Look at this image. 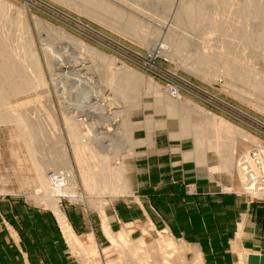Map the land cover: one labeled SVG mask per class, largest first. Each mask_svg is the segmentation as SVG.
<instances>
[{"label":"rangeland","instance_id":"374dc122","mask_svg":"<svg viewBox=\"0 0 264 264\" xmlns=\"http://www.w3.org/2000/svg\"><path fill=\"white\" fill-rule=\"evenodd\" d=\"M97 1L88 5L85 0H0L1 37L9 40V48L13 43L15 49L11 50H17L19 58L25 56L20 58L23 64L30 63L26 73H34L33 78L28 76L31 83L40 74L44 78L39 79L45 81L42 86L36 80L42 87L33 83L36 86L30 94L23 95L30 101L19 96L10 99L15 107L23 101L30 103L29 107L24 102L23 108L18 107L23 116H12L17 120L12 122L11 116L4 114L11 120L6 121L3 113L9 111V106L0 105L2 120L7 122L0 123V264H16L26 258L20 238L27 236V230L42 231L36 224L46 220L44 217L49 218V226L44 229L59 233L68 264H132L133 255L143 260L142 264H154L160 258V243L166 240L173 242L178 251L172 264H181L183 259L186 264H199L198 258L203 264H219L220 253L242 249L236 244L227 250L219 246L218 231L210 229L217 228L218 223L208 221L219 213L216 204L213 207L214 203H209L204 211L201 203L189 206L185 200L198 195L197 182H201L210 187V197L232 194L264 204L246 193L239 167L240 161L254 162L257 153L264 157V40H260L264 34V0H258L261 8L252 9L246 8L252 0ZM191 6L192 22L182 24L180 18ZM198 8L206 13L201 22ZM256 9L263 12L258 10V14ZM37 61V70L41 69L38 74L32 67ZM238 62L243 65L241 71L233 69ZM25 66L17 74H22ZM123 75L128 76V82ZM129 78H135V85L131 82L133 89ZM120 79L126 81L121 80L122 86L131 91H124L119 83L127 93L117 88L124 95L116 102V83ZM199 111L226 121L250 138L233 134L237 139L228 136L234 147L231 150L226 146L225 156L216 149L201 155L195 137L202 126L212 127L213 122ZM22 121L27 130L25 124H20ZM185 121L191 124L190 129ZM21 130L32 136L27 138ZM211 130L208 129L210 138ZM160 133L164 142L157 148L154 141ZM215 138L214 135L211 140ZM77 141L89 147L87 155L78 156ZM233 153L234 161L230 157ZM98 156L100 160L107 157L112 168L125 167L122 176L128 189L125 185L123 192L107 190L108 194H103L101 187L93 188L84 181L83 174L89 171L87 164L99 163ZM226 157L232 159H223ZM192 165L202 171L206 182L196 178ZM176 188L183 189L182 197L175 196ZM172 211L180 215V224L170 217ZM187 211L191 221L186 220ZM200 217L207 220L200 221ZM123 232L130 233L132 243L118 248L111 237ZM72 237L79 240L83 250L96 247V254L85 257L78 253L69 241ZM141 240L147 247L141 248L144 254L137 249ZM55 249L48 244L44 248L52 261L55 253L61 254ZM140 250L145 256L139 254ZM242 256L235 264H247Z\"/></svg>","mask_w":264,"mask_h":264},{"label":"bare ground","instance_id":"6f19581e","mask_svg":"<svg viewBox=\"0 0 264 264\" xmlns=\"http://www.w3.org/2000/svg\"><path fill=\"white\" fill-rule=\"evenodd\" d=\"M83 1V0H82ZM86 2H87V4L88 5H91V4H95L96 3V1H95V3L93 2V0L92 1H89V0H85ZM89 1V2H88ZM99 1V0H98ZM97 1V2H98ZM255 1H257V4H255L254 2ZM243 2H245V0L243 1ZM3 3V2H2ZM98 3H100V2H98ZM97 3V4H98ZM196 3V2H195ZM201 3H202V1H201ZM247 3V2H246ZM100 4H102V3H100ZM195 5V4H194ZM258 0H252V1H249L248 2V4H247V6H246V8L248 7V8H250V9H252V8H261V7H258ZM86 6V5H85ZM94 6V5H93ZM98 6V5H97ZM100 6V5H99ZM196 6H197V4H196ZM196 6H195V8H196ZM198 6H200V5H198ZM242 6H243V4H242ZM84 7V6H83ZM91 7V6H90ZM90 7H89V10H90ZM183 7H184V5H183ZM244 7V6H243ZM242 7V8H243ZM188 8V7H187ZM194 8V9H195ZM247 8V9H248ZM100 10H101V12L102 13H104L105 11H103L102 9H104V8H99ZM199 9V8H198ZM249 9V10H250ZM94 10V9H93ZM92 10V11H93ZM97 10H98V8H97ZM96 10V11H97ZM248 10V11H249ZM255 10V9H254ZM257 10V9H256ZM259 10V9H258ZM257 10V12L256 13H258V14H261L259 11ZM185 11V10H184ZM252 11V10H251ZM251 11H249V12H251ZM248 12V13H249ZM254 12V11H253ZM93 13V12H92ZM102 13H100L101 15H102ZM114 13V12H113ZM197 13V16H198V20L201 22V20L204 18V15L206 14L205 12H204V10H203V8H201V9H199L198 10V12H196ZM97 14V13H96ZM106 14V13H105ZM108 14H109V12H108ZM179 14V13H178ZM194 14V11H193V9H192V6L191 7H189L188 8V11H187V13H186V16H183V18H180V22L183 24H186V23H190V22H192V18H191V15H193ZM95 15V14H94ZM108 16V15H107ZM116 16V15H115ZM206 17V16H205ZM262 17H264V15L262 16ZM122 18V17H121ZM102 19H106L104 16H103V18ZM110 19V18H109ZM264 19V18H263ZM205 20V19H204ZM109 21V20H108ZM203 21V20H202ZM116 22V21H115ZM120 22V21H119ZM195 22V21H194ZM121 23V22H120ZM129 23V22H128ZM133 23V22H132ZM132 23H130V24H132ZM264 23V22H263ZM191 24V23H190ZM193 24V23H192ZM186 26V25H185ZM189 26V25H188ZM238 27V26H237ZM239 29V28H238ZM242 30V29H241ZM264 30V29H263ZM1 32V31H0ZM2 34H3V32H2ZM3 37V36H2ZM1 37V34H0V93H2L4 96L2 97V94L0 95L2 98H0V100H1V102H0V105L2 106V104H4V105H7V106H9V107H7L8 109H9V111L7 110V112H9L8 114H7V112L6 113H3V116H4V114H6V115H8V116H11V120L13 119V120H17V119H15V118H12V116H16V118H18V116H21L22 115V111L20 112V110H19V108L18 107H22L23 106V102L24 101H26L27 99H28V97L27 96H25V97H23V95L25 94H27V93H29L31 90H32V88H34V86H36V85H38V86H36V87H39V86H41L42 85V83L43 82H45V81H41L43 78H41V75L42 74H40L39 76H40V79H39V76H37L36 74V77H38V79L40 80L39 82H41V85L39 84V82H38V84H36L35 83V81L37 80L38 81V79L37 78H35V79H33V81L34 82H32L31 83V81L32 80H30L31 79V77H32V73H31V76H30V73L28 74V73H26V67H28L29 65H30V63H29V65H27V63H25L26 64V66H25V64H23L22 62H21V59H23V56H21L20 58H19V56L21 55H18L19 53L18 52H16V51H14V46H12V44H11V48H14L13 49V51L15 52V53H17V55H15V53H13V51L11 50V48H9L10 47V45H9V43L7 44L6 42L7 41H9V40H4L3 38ZM5 37V36H4ZM245 37V36H244ZM247 37V36H246ZM8 39V38H7ZM248 39V37L246 38V40ZM260 40H264V34L260 37ZM262 42H264V41H262ZM82 44V43H81ZM27 46H29V45H27ZM82 48H84V47H82ZM20 49V48H19ZM24 49V48H23ZM32 49V48H31ZM81 50V49H80ZM19 51V50H18ZM30 52V51H29ZM32 52V51H31ZM47 52V51H46ZM93 52L95 53V50H93ZM25 54H26V52H24ZM27 54H29V53H27ZM33 54V53H32ZM66 54V53H65ZM25 57V56H24ZM33 57V56H32ZM86 57V56H85ZM207 57V56H206ZM209 57V56H208ZM215 57V56H214ZM84 58V57H83ZM25 59V58H24ZM204 60H205V57H204ZM203 60V61H204ZM208 60V59H207ZM35 61V60H34ZM33 62V61H32ZM22 63V64H21ZM35 63L36 62H34V66H32L33 67V69L35 68L36 69V72H37V74L38 73H40V70L38 71L37 70V68L38 67H40V66H38V65H40L39 63H38V61H37V63H36V65L37 66H35ZM85 63H86V61H85ZM203 63V62H202ZM95 64V63H94ZM231 64H233V63H231ZM238 64H239V62H238ZM25 66V69L24 68H22V69H24V70H22L23 71V73L22 74H24L25 73V75H22L21 73H18L17 74V72L19 71L18 69L20 68V67H22V66ZM49 65V64H48ZM228 65V64H227ZM230 65V64H229ZM236 65V64H235ZM52 66V65H51ZM238 66V67H237ZM236 66V68H233L234 70H236V71H241L242 70V64L240 63L239 65H237ZM100 67V66H99ZM31 68V67H30ZM50 68V67H49ZM86 68V67H85ZM98 68V67H97ZM244 68V67H243ZM241 69V70H240ZM245 69V68H244ZM18 70V71H17ZM29 70V68H27V71ZM79 70V69H78ZM32 71H34V70H32ZM50 71V70H49ZM20 72V71H19ZM35 72V71H34ZM35 72V73H36ZM99 72V71H98ZM103 72V71H102ZM118 72V71H117ZM110 73V72H109ZM129 73V72H128ZM134 73V72H133ZM21 74V75H20ZM34 74V73H33ZM240 74V73H239ZM250 74V72L249 73H244V75L245 76H248ZM34 75V76H35ZM111 75H114V74H111ZM128 75V74H127ZM130 75V74H129ZM132 76L133 75H135V74H131ZM28 76H30V79H29V77ZM105 76V75H104ZM132 76H131V78H132ZM97 77V76H96ZM112 77H114V76H112ZM111 77V78H112ZM118 77V76H117ZM126 75L124 76L123 75V79L125 80L126 78H127V82H128V76L126 77ZM134 77V76H133ZM141 77V76H140ZM33 78V77H32ZM99 78V77H98ZM121 78V77H120ZM135 78H136V75H135ZM134 78V79H135ZM142 78V77H141ZM246 79L248 78V77H245ZM104 79V78H103ZM134 79H130L129 78V83L131 84V82L134 80ZM249 79V78H248ZM122 79H120V81H121ZM136 80H137V78H136ZM118 81V84L116 83V85L118 86L119 85V83H121V86L123 85V82L124 83H126V81ZM135 81V80H134ZM133 81V82H134ZM140 81V80H139ZM132 82V83H133ZM138 82V81H137ZM33 83H35L36 85H34ZM128 83V84H129ZM136 83V82H135ZM135 83H133V85H135ZM33 84V85H32ZM111 84H113L114 85V83H111ZM128 84H126V85H128ZM112 85V87H111V85H109L111 88H113L114 89V91H115V85L113 86ZM132 85V84H131ZM131 86L130 88L131 89H133L132 87H134V86ZM42 86H44V85H42ZM41 86V87H42ZM116 86V90L117 91H115V95L116 96H114V98H116L115 100H116V102L119 100V98L120 97H122L124 94L122 93V92H124V91H126V88H127V91L128 90H130L131 91V89L129 88V87H124V86H122V87H124L123 89H125L124 91H122L123 89H121L120 87V85H119V87H117ZM91 87V86H90ZM117 88H120L121 89V91H120V89H117ZM129 88V89H128ZM37 90L36 91H38V88H36ZM40 89V88H39ZM44 90V89H43ZM112 90V89H111ZM120 92H119V91ZM34 92V91H33ZM113 92V91H112ZM117 92V93H116ZM38 93V92H37ZM124 93H127V92H124ZM30 94V93H29ZM33 93H31V95H32ZM39 94V93H38ZM98 94V93H97ZM20 95H22V97L20 96ZM31 95H28V96H31ZM36 95V94H35ZM16 96H19L20 98H22V100L25 98V100L22 102V100H20L22 103L21 104H16V107H15V105L14 104H12L13 102H11L10 101V99L11 98H15ZM44 96H46V95H43V97ZM18 97V98H19ZM26 97H27V99H26ZM33 97V96H32ZM35 97V96H34ZM39 97V96H38ZM131 97V96H130ZM19 98V99H20ZM127 98V97H126ZM16 99V98H15ZM14 99V102L15 101H18V99L17 100H15ZM29 99L31 100V98L29 97ZM28 99V100H29ZM47 99V98H46ZM111 99H112V96H111ZM122 99V98H121ZM4 100V101H3ZM12 100V99H11ZM29 100V101H30ZM35 100V99H34ZM38 100V99H37ZM73 100V99H72ZM97 100V99H96ZM3 101V102H2ZM9 101L11 102V104L14 106V107H12L11 106V104L9 103ZM32 101H33V99H32ZM31 101V102H32ZM36 101V100H35ZM34 101V102H35ZM40 101V100H39ZM46 101H49V100H46ZM46 101H44L43 100V102L45 103ZM37 102V101H36ZM112 103H116L115 101H111ZM120 102V101H119ZM2 103V104H1ZM17 103V102H16ZM18 103H20V102H18ZM25 103V106H26V102H24ZM29 103V102H28ZM49 103V102H48ZM128 103V102H127ZM110 104V103H109ZM3 105V107H5ZM28 105V104H27ZM29 105H30V103H29ZM29 105H28V107H29ZM34 105V104H33ZM36 105V104H35ZM34 105V106H35ZM43 105V104H42ZM42 105H40L41 107H42ZM63 105V104H62ZM100 105H101V103H100ZM11 106V107H10ZM32 106V105H31ZM30 106V107H31ZM33 106V107H34ZM38 106V105H37ZM39 106V107H40ZM104 106V105H103ZM2 107V108H3ZM27 107V108H28ZM40 107V108H41ZM88 107V106H87ZM185 107V106H184ZM6 108V109H7ZM18 108V109H17ZM23 108V107H22ZM4 110H6L5 108H3ZM41 109H43V108H41ZM66 109V108H65ZM180 109V108H179ZM183 109V108H182ZM29 110V109H28ZM33 110H34V108H33ZM36 110V109H35ZM49 110V109H48ZM173 110H175V109H173ZM39 111V110H38ZM177 111V110H176ZM183 111H186V110H184L183 109ZM188 111V110H187ZM2 112L3 111H1L0 110V114H2ZM25 112V111H24ZM23 112V113H24ZM26 112H27V110H26ZM36 112V111H35ZM34 112V113H35ZM69 112V111H68ZM202 115H205L208 119H211V120H208V121H210V122H213V123H211L212 124V127H207L206 126V128L205 127H201L202 129L200 130L201 131V133L200 134H197V136L195 137V141H196V144H197V146H196V149L198 148L199 149V151H202V152H199L200 154L202 153L203 155H206L208 152H209V150L208 149H216L217 151H216V153H225V151H227V148H226V146H229V149H231L232 150V148L231 147H234V144H231V142L232 141H230L229 139L231 138L232 140H233V137L234 136H236L237 135V137L239 138V136L241 135V137L243 136V138L244 137H246V139L247 138H250V137H248L247 135H245L241 130H239V129H237L236 127H233L232 125H230L229 123H227L226 121H224V120H222V119H219V118H217V117H214V116H209L208 117V115H210L208 112H205V111H199ZM30 113V112H29ZM34 113H31V114H34ZM50 113V112H49ZM80 113V112H79ZM117 113H119V112H117ZM36 114V113H35ZM42 114V113H41ZM66 114V113H65ZM94 114V113H93ZM199 114V113H198ZM6 115L4 116L5 117V120L8 118V120H10L9 119V117L7 116V118H6ZM25 115V114H24ZM119 115V114H118ZM1 116V115H0ZM23 116V115H22ZM25 116H27V115H25ZM76 116V115H75ZM201 116V115H200ZM4 117H0L1 119H0V123H1V120H2V118H4ZM35 117V116H34ZM204 117V116H203ZM211 117V118H210ZM117 119V118H116ZM4 120V119H3ZM2 120V123H4L5 121H3ZM10 120V121H11ZM13 120H12V122H13ZM34 120H35V118H34ZM7 121V120H6ZM10 121L8 122V123H10ZM20 121V120H19ZM23 121H25L24 119H23ZM23 121L20 123V124H23ZM115 121V120H114ZM12 122H11V124H12ZM14 122H16V121H14ZM35 122V121H34ZM190 122V121H189ZM5 123H7V122H5ZM16 123H18V122H16ZM29 123V122H28ZM32 123V122H31ZM185 123H186V121H185ZM188 123V122H187ZM186 123V124H187ZM25 124V123H24ZM24 124H23V126H24ZM30 124V123H29ZM184 124V123H183ZM185 124V125H186ZM206 125H207V122L205 123ZM32 125V124H31ZM34 125V124H33ZM38 124H36V126H37ZM80 125V124H79ZM189 125H191L190 123H189ZM188 124L186 125L187 127H188V129H190L191 127L189 126ZM22 126V127H23ZM25 128H26V130H27V128L28 127H26V124H25V126H24ZM23 127V128H24ZM184 127V126H183ZM187 127H185V128H187ZM19 128H21V127H19ZM22 128V130H25V129H23ZM164 128V127H163ZM212 129L211 130V132L213 131V138H214V135H215V141H212L211 140V138L209 137L212 133H210L209 131H208V129ZM40 129V128H39ZM84 129V128H83ZM98 129V128H97ZM128 129V128H127ZM21 130V131H22ZM30 130V129H29ZM35 130V129H34ZM75 131L74 132H76V130L78 131V128H76L75 127V129H74ZM54 131V130H53ZM56 132H57V130H55ZM128 131V130H127ZM130 131V130H129ZM128 131V132H129ZM23 132V131H22ZM28 132V131H27ZM43 132V131H42ZM70 132V131H69ZM73 132V133H74ZM116 132V131H115ZM184 132V131H183ZM23 133H25L26 134V132H23ZM31 133V132H30ZM72 133V134H73ZM181 133H182V131H181ZM185 134H186V132H184ZM209 133H210V135H209ZM40 134V133H39ZM38 134V135H39ZM49 134V133H48ZM55 134H57V133H55ZM69 134V133H68ZM115 134H118V133H115ZM131 134V133H130ZM183 134V133H182ZM233 134H235L234 136H232ZM26 135H28L27 136V138L28 137H31L32 136V134H31V136H29V134L27 133ZM36 135H37V133H36ZM52 135V134H51ZM79 135V134H78ZM112 135V134H111ZM239 135V136H238ZM23 136H25V135H23ZM22 136V137H23ZM42 136H44V134L42 135ZM228 136L230 137L229 139H228ZM80 137V136H79ZM40 138V137H39ZM42 138V137H41ZM40 138V139H41ZM226 139V141L228 140L229 142H225V140H224V143H223V139ZM26 139V138H25ZM31 139H33V137L31 138ZM74 139L76 140L77 139V137H74ZM121 139V138H120ZM132 139V138H131ZM237 139V138H236ZM235 139V137H234V140H236ZM94 140V139H93ZM126 140V139H125ZM251 140V139H250ZM26 141V140H25ZM31 141V140H30ZM29 141V142H30ZM34 141H35V138H34ZM72 141V140H71ZM112 141H113V139H112ZM117 141V140H116ZM133 141V140H132ZM28 142V141H27ZM39 142V141H38ZM44 142V141H43ZM42 142V143H43ZM75 142V141H74ZM73 142V143H74ZM127 142V141H126ZM252 142H253V140H252ZM34 143V142H33ZM102 143V142H101ZM135 143V142H134ZM141 144V143H140ZM112 145V144H111ZM115 145V144H114ZM120 145V144H119ZM233 145V146H232ZM105 146H106V144H105ZM129 146H132V145H130L129 144ZM236 146V145H235ZM32 147V146H31ZM65 147V146H64ZM96 147V146H95ZM100 147V146H99ZM116 147V146H115ZM75 148H76V150H77V152H78V156H81V155H83V154H86L87 155V153H86V151L88 150V148L89 147H87V145H84L82 142L80 143V142H76V146H75ZM112 148V147H111ZM118 148V147H117ZM224 148H226V150L224 149ZM236 148V147H235ZM234 148V149H235ZM98 149V148H97ZM96 149V150H97ZM132 149V148H131ZM92 150V149H91ZM225 150V151H224ZM231 150L230 151H228L229 152V155H231L232 154V152H231ZM31 151V150H30ZM63 151H64V149H63ZM93 151H94V149H93ZM106 151V150H105ZM113 151H115V150H113ZM121 151V150H120ZM124 151H125V149H124ZM123 151V152H124ZM215 151V150H214ZM32 152V151H31ZM92 152V151H91ZM197 153H198V151H196ZM230 152H231V154H230ZM235 152V151H234ZM63 153V152H62ZM88 153H90V150L88 151ZM97 153V152H96ZM113 153H115L116 154V152H113ZM223 153V154H224ZM236 153V152H235ZM235 153H233V155L232 156H230V157H233L234 156V154ZM32 154V153H31ZM94 154V153H93ZM93 154H92V156H93ZM129 154V153H128ZM201 154V155H202ZM220 154V155H221ZM89 155V154H88ZM99 155V154H98ZM119 155V154H118ZM219 155V154H218ZM219 155V156H220ZM227 155V154H226ZM44 156V155H43ZM76 156V155H75ZM91 156V157H92ZM95 156H96V154H95ZM94 156V157H95ZM113 157H114V155H112ZM117 156V155H116ZM199 156V155H198ZM224 156H225V154H224ZM89 157V156H88ZM90 157V158H91ZM99 157V160H100V156H98ZM111 157V156H110ZM194 157V156H193ZM196 157V156H195ZM201 157V156H200ZM207 157V156H206ZM221 157H223V156H221ZM230 157H226V158H223V159H230ZM41 158V157H40ZM53 158V157H52ZM97 158V157H96ZM95 158V159H96ZM102 159L99 161V163H97V161H96V163H93V164H87V165H89V167H88V169H89V171L88 172H85V174H83L84 175V181H86L87 182V184L89 183L91 186H93V188H94V186L95 187H97V188H99V187H101L102 189V193L103 194H105V193H107L108 194V192L110 191V192H120L119 190H121L122 192L125 190L124 189V186L126 185L127 186V181L125 180V178H124V176H122L123 175V172H126V170H125V167L124 166H122V167H119V168H112V167H110V164H109V159H107V157H101ZM48 159V158H47ZM79 159H80V157H79ZM86 159H89V158H86ZM113 159V158H112ZM117 159V158H116ZM120 159V158H119ZM192 159V158H191ZM201 159H203V157L201 158ZM204 159H206V158H204ZM203 159V160H204ZM223 159H222V162H223ZM232 159V158H231ZM230 159V160H231ZM43 160V159H42ZM91 160V159H90ZM89 160V161H90ZM98 160V159H97ZM111 160V159H110ZM122 160V159H121ZM51 161V160H50ZM88 161V162H89ZM197 161V160H196ZM202 161V160H201ZM233 161H234V157H233ZM54 162V161H53ZM203 162H206V160H204ZM230 161H228V163H229ZM123 163V162H122ZM207 163V162H206ZM220 163V162H219ZM223 163H226V161L225 162H223ZM228 163L226 164V165H228ZM232 163V161L230 162V164ZM49 164V163H48ZM199 164H200V162H199ZM229 164V165H230ZM117 165V164H116ZM122 165V164H121ZM204 165H206V164H204ZM225 164H222L221 163V166L223 167ZM34 166H35V164H34ZM44 166V165H43ZM54 166V165H53ZM65 166V165H64ZM231 166V165H230ZM230 166H228V167H230ZM38 167V166H37ZM37 167H35V168H37ZM50 167V166H49ZM48 167V168H49ZM66 167V166H65ZM222 167H220V168H222ZM227 167V166H226ZM45 168V167H44ZM47 168V169H48ZM61 167H59V169H60ZM224 168V167H223ZM232 168V167H231ZM41 169H42V167H41ZM47 169H44V170H47ZM50 169V168H49ZM57 169V168H56ZM215 169V168H214ZM213 168H212V171L214 170ZM35 170V169H34ZM37 170H39L38 172H40V168L39 169H37ZM37 170H36V172H37ZM53 170V169H52ZM58 170V169H57ZM216 170V169H215ZM221 170V169H220ZM42 171V170H41ZM49 171V170H48ZM211 171V170H210ZM211 171V172H212ZM218 170H216V172H217ZM231 171H232V169H231ZM35 172V171H34ZM38 172L36 173V174H38ZM52 172V171H51ZM48 173V172H47ZM42 174H43V172H42ZM42 174L40 173V175L42 176ZM44 174H46V171H45V173ZM43 174V175H44ZM53 174H55V173H52V175ZM59 174V173H58ZM39 175V174H38ZM37 175V176H38ZM48 175V174H47ZM47 175L46 176H44V178H46L47 177ZM56 175V174H55ZM121 177L120 178V181H118L119 180V178H118V180L117 181H115L116 179H117V177ZM43 177V176H42ZM50 177H52V176H50ZM49 177V175H48V178H50ZM55 177V176H54ZM40 178V177H39ZM43 178V179H44ZM56 178V177H55ZM55 178H52V179H54L55 180ZM58 178V177H57ZM242 178V177H241ZM42 179V180H43ZM243 179V178H242ZM49 180V179H48ZM52 180H50L49 182H51ZM38 182H40L39 180H38ZM54 182V181H53ZM85 182V183H86ZM42 183V182H41ZM44 183H45V181H44ZM43 183V184H44ZM46 184V183H45ZM44 184V185H45ZM86 185V184H85ZM53 186V185H52ZM125 186V187H126ZM45 187V186H44ZM49 187H50V185H49ZM55 187V186H54ZM90 187V186H89ZM55 188H57V187H55ZM54 188V189H55ZM65 188V187H64ZM87 188V187H86ZM85 188V189H86ZM48 189H50L51 190V188H47V191H48ZM88 189V188H87ZM90 189H92L91 187H90ZM127 189H128V186H127ZM59 190V189H58ZM62 190V189H61ZM72 190V189H71ZM97 190V189H96ZM101 190H99V192L101 191ZM107 190H109V191H107ZM56 191V190H55ZM63 191V190H62ZM89 191V190H88ZM103 191H106L105 193L103 192ZM50 192V191H49ZM48 192V193H49ZM87 192V191H86ZM90 192V191H89ZM99 192H97V194H99ZM45 193H46V191H45ZM54 193V192H53ZM59 193V192H58ZM70 193H71V191H70ZM74 193V192H73ZM101 193V192H100ZM130 193V192H129ZM52 194V193H51ZM69 194V193H68ZM114 194V193H113ZM49 195V194H48ZM111 195V194H110ZM120 195V194H119ZM63 196H65L64 194H63ZM69 196H73V195H69ZM112 197H115V196H112ZM50 199H51V196H50ZM54 199V198H53ZM57 201V200H56ZM56 204V203H55ZM98 206V205H97ZM129 233V232H128ZM128 233H125V232H123V233H121V234H119V235H116V236H113V237H111V240L113 241V243H114V245L115 246H117L118 248H127V247H129L130 246V244L132 243L131 241V238H130V233L128 234ZM111 236V235H110ZM69 241L71 242V244H72V246L75 248V249H77V251H80V252H78V253H81L82 252V254L86 257L87 255L89 256V255H93V254H96V247H91L90 248V251L89 250H87V249H85V250H83L82 249V245H81V243L79 242V240L78 239H76V238H70L69 239ZM139 243H138V246H137V249H141V248H143L144 246L146 247V245H145V242H143L142 240L141 241H138ZM112 243V244H113ZM134 244V243H133ZM144 247V248H145ZM147 248V247H146ZM160 248H161V252H159L160 253V258L158 257V258H153V259H155L154 260V264H172L173 263V259L175 258V254H177L178 255V251H177V249H176V247H175V244L173 243V242H171V241H169V240H166V241H161V243H160ZM162 248H165V249H163V250H165V251H162ZM125 250V249H124ZM132 250H134V249H132ZM142 250V249H141ZM141 250L139 251L140 253L139 254H141ZM137 251L138 250H136V248H135V253L134 254H136L137 253ZM134 252V251H133ZM144 252V250H142V253ZM130 253V252H129ZM145 253V252H144ZM143 253V254H144ZM179 253H180V251H179ZM138 254V255H139ZM142 255V254H141ZM184 255V254H183ZM136 255H133V257H134V259L132 258V264H142V263H140V262H142L143 260H141V259H138V258H136L135 257ZM142 256H145V255H142ZM149 257V256H148ZM147 256L145 257V260H146V258H148ZM243 257V256H242ZM140 258V257H139ZM243 259V258H242ZM89 260V259H88ZM147 260H149V259H147ZM152 260V259H151ZM180 262H181V264H186V262H185V259H183L182 261L180 260ZM199 264H203V262L201 261V258H198V261H197ZM243 262V261H242ZM245 262V261H244ZM145 263V262H144ZM147 263V262H146ZM152 263V262H151ZM176 263H179L178 262V260H177V262ZM241 264V263H240Z\"/></svg>","mask_w":264,"mask_h":264},{"label":"crops","instance_id":"0c3cea01","mask_svg":"<svg viewBox=\"0 0 264 264\" xmlns=\"http://www.w3.org/2000/svg\"><path fill=\"white\" fill-rule=\"evenodd\" d=\"M162 135L161 133L156 134L154 144H156L157 148H161L162 141L164 142ZM192 167L196 170L193 171L196 172V178H202L203 182H206L202 171L198 170L194 165ZM181 190L176 188L175 196L182 197L184 194ZM197 190V196L186 197L185 201L188 205L190 204L189 206L196 202L198 204L201 203L204 211L209 208V203L213 202V207L217 205L218 215L212 216L208 221L218 223L217 228L210 229L218 231L219 235L217 236L220 238L219 246L224 245L227 250L229 249L227 247H232L236 244L242 249L234 251L233 248H230V251L220 253L218 263L235 264L240 259V255H243L247 259V264H264V204L251 202L243 197L232 194H216L210 197V187L207 184H201V182H197ZM174 200L177 201V199ZM170 207H172V210H175L173 206ZM187 214L188 211L186 216ZM170 217L174 218L177 224L181 223V221L179 222L180 215L176 211H172ZM44 219L46 220H42V222L36 224V227L43 229L42 231L27 230V236L25 238L23 236V239L20 238V244L26 258L19 259L16 264H68L67 256L65 255V245L59 233L44 229L45 226H49V218L44 217ZM186 220L191 221L189 216H187ZM199 220L205 222L207 218L200 217ZM17 234L19 235L18 232ZM54 235L56 238H51ZM47 244L50 247L56 248V251H61V254L55 253L53 261L51 260V256L44 251Z\"/></svg>","mask_w":264,"mask_h":264},{"label":"built area","instance_id":"2783aa9c","mask_svg":"<svg viewBox=\"0 0 264 264\" xmlns=\"http://www.w3.org/2000/svg\"><path fill=\"white\" fill-rule=\"evenodd\" d=\"M239 167L246 193L264 201V157L257 153L254 162L243 160Z\"/></svg>","mask_w":264,"mask_h":264}]
</instances>
